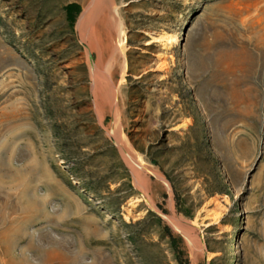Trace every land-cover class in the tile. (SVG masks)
I'll use <instances>...</instances> for the list:
<instances>
[{
    "label": "rangeland",
    "instance_id": "1",
    "mask_svg": "<svg viewBox=\"0 0 264 264\" xmlns=\"http://www.w3.org/2000/svg\"><path fill=\"white\" fill-rule=\"evenodd\" d=\"M91 1L0 0V264H264V0Z\"/></svg>",
    "mask_w": 264,
    "mask_h": 264
},
{
    "label": "bare ground",
    "instance_id": "2",
    "mask_svg": "<svg viewBox=\"0 0 264 264\" xmlns=\"http://www.w3.org/2000/svg\"><path fill=\"white\" fill-rule=\"evenodd\" d=\"M119 7L120 6L118 4H116L115 0H92L84 8V12H83V14L81 16V20H80V25H81V29H82V33H83L85 30H87L89 28L94 29L95 22L98 19V17L102 14L103 11L104 12H105V10L110 11V17L107 20L106 25H107V28H108V26H112L114 28V30L116 31V34H117L116 43L111 48V56L112 57H115L119 50H123V39H122L123 38L122 37L123 36V34H122L123 29H122L121 19H120V16L118 14L119 13ZM100 23H102V22H100ZM89 41H90V46H92L93 48H96V50L100 49L102 40H101L100 35H98V33L95 30H93L92 36H91ZM190 68H191V75H190L191 78L192 77H198L201 74L202 65L198 59H193L190 61ZM96 70L97 71L95 73L98 76V79L100 81L99 89H98V91H99L98 95L100 96L103 103H105V105L107 103L115 111L116 94H115V91L113 88V83H112V80L110 77V73H109L110 70L108 68H103L102 70L97 68ZM112 134H113L114 138L122 146L124 145L125 148L128 146L127 145L128 139L121 132L120 121L118 119V116H115ZM132 159L137 163V165H138V161H139V164L141 163L140 156L137 153L135 155H133ZM137 165L134 164L136 169L139 170V166H137ZM172 219L181 229H184V231L187 234H189L192 231V229L185 228L182 225V219L181 218H172ZM187 227H188V225H187Z\"/></svg>",
    "mask_w": 264,
    "mask_h": 264
},
{
    "label": "crops",
    "instance_id": "3",
    "mask_svg": "<svg viewBox=\"0 0 264 264\" xmlns=\"http://www.w3.org/2000/svg\"><path fill=\"white\" fill-rule=\"evenodd\" d=\"M71 3H75V4H77V5H79L81 7L80 3H78V2H71ZM83 11H84V8L82 9V7H81L80 14L77 16V19L75 21V24H77L78 18L83 13ZM74 12H76V8H73L72 10H70L69 13L66 11V18H67L68 21L70 19H72ZM3 49L0 46V68L2 67L1 66L2 61L3 60H6V57H7V54H6L5 50L3 51Z\"/></svg>",
    "mask_w": 264,
    "mask_h": 264
},
{
    "label": "trees",
    "instance_id": "4",
    "mask_svg": "<svg viewBox=\"0 0 264 264\" xmlns=\"http://www.w3.org/2000/svg\"><path fill=\"white\" fill-rule=\"evenodd\" d=\"M72 8H76V9H78V10H77V16H78V15L80 14L81 7H80L79 5H77V4H75V3H69V4L66 5L65 10L69 13V11H70ZM77 16L75 17V19H72V23H71L72 25L75 23V21H76V19H77ZM171 238H172V242H175V238L172 237V236H171ZM180 262L183 264V260H182V259H180Z\"/></svg>",
    "mask_w": 264,
    "mask_h": 264
}]
</instances>
